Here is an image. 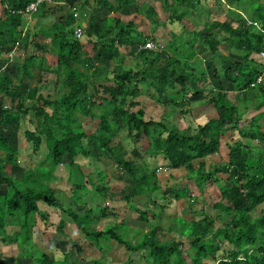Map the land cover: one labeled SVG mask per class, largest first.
I'll list each match as a JSON object with an SVG mask.
<instances>
[{
	"label": "trees",
	"instance_id": "1",
	"mask_svg": "<svg viewBox=\"0 0 264 264\" xmlns=\"http://www.w3.org/2000/svg\"><path fill=\"white\" fill-rule=\"evenodd\" d=\"M37 1L0 0V187L5 188L0 202V245L31 248L36 228L30 219L38 216L45 221L39 210L44 206L64 215L95 250L108 242L122 247L128 264H209L208 259L214 264H264V110L259 111L264 109V0H211L218 8L223 1V11L235 14L237 23L206 20L201 32L193 31L192 38L186 41L170 35L166 50H159L156 43H151L154 49L145 50L144 45L153 40L138 24L121 19L131 8L136 14L143 8L152 18L156 14L152 0H79L77 10L86 14L83 19L73 18V11L77 13L74 8L64 13V7L58 4L66 0L43 1L34 14L27 13V7ZM201 1L174 0L168 5L165 0L164 12L168 21L181 22ZM86 9H91L90 15ZM92 11L104 16L98 18ZM50 16L55 19L50 25H39ZM31 19L37 22L33 31L26 28ZM82 21L86 27L82 28ZM77 27L82 29L86 45L75 38ZM14 49L16 57L19 55L16 63H12L13 57H7ZM221 52L235 53L241 61L222 58ZM46 55L52 58L50 65ZM126 56L138 62L136 71L121 66L108 71V67L95 65L104 59L124 65ZM201 56L220 63V70H214L212 76L216 91H206L208 74ZM30 69L36 71V85L31 90L24 84V76H31ZM221 81L238 94L239 102L229 100ZM142 86L155 91L159 103H154L153 113L178 109L176 115L186 126L176 129L152 115L146 120L142 108L134 111L140 105L137 99ZM62 91L64 95L58 99L56 96ZM25 101L31 104L34 127L31 120L22 123L28 113ZM4 102L8 107L3 108ZM194 105L199 107L195 109ZM206 107L216 117L207 118L204 124L189 125L188 121L195 119L194 113ZM242 109L247 113L252 110L245 119ZM84 122H95L97 127L86 134ZM24 123L30 126L22 132L32 153L43 151L45 157L17 181L11 172L19 166V152L6 134H16ZM124 143L131 148L142 146V156L135 161L125 160L121 152ZM100 154L129 177L133 196L119 200L127 211L137 215V222L146 226L156 220L164 223L161 214L181 198L190 208L197 205L194 220L183 221L189 223V228L181 226L176 232L171 225L175 219L167 220L169 230L182 241H165L163 233L152 226L125 240L130 229L123 221L105 229L92 227L110 215L104 206L110 192L108 176L102 165L97 174H86L77 159L90 162L93 156L100 160ZM215 156V165L205 163ZM145 157L161 163L149 167ZM64 165L69 169L66 181L59 174ZM159 169L185 170L188 183L174 193H162L156 175ZM62 181L72 194L68 198L70 204H62L51 187ZM213 185L219 189L220 199L207 205L202 194ZM88 195L92 196V204L84 200ZM149 195L159 197L160 203L154 201V207L146 204L140 209L132 202L133 197L142 199ZM207 206L217 212V229L206 213ZM256 209L260 213L254 217ZM17 216L21 220L18 231L7 235L8 220ZM64 229V222L59 220L56 232L61 237L65 236ZM65 239L68 243L69 239ZM222 243L228 251L224 257L214 258ZM81 253V246L71 241L61 258L38 249L30 261L86 263Z\"/></svg>",
	"mask_w": 264,
	"mask_h": 264
},
{
	"label": "rangeland",
	"instance_id": "2",
	"mask_svg": "<svg viewBox=\"0 0 264 264\" xmlns=\"http://www.w3.org/2000/svg\"><path fill=\"white\" fill-rule=\"evenodd\" d=\"M168 5H170L174 0H167ZM222 5L216 7L211 0H203L200 2L199 6L193 11L190 12L187 16V19H184L181 22H174V21H168V15L164 12V9L166 8L165 5V0H152V5L156 11V14L153 15L151 18L146 12L143 11V8L138 12V14L135 13L133 8L126 10L125 15H121V19L124 22H131L134 23L135 25H139L144 33H146L152 40L153 42H150V45H144L145 50H152L154 49L153 44L156 43L155 45L158 47L159 50H166L167 46V41L170 40V35H176L180 37L183 40H187L192 38L190 35L193 31L195 32H201L202 30V25L206 20H214L218 22H225V23H231L235 24L237 23L235 21V14L232 12H229L227 10H224L225 7L223 5V1L221 2ZM66 4L63 9L64 13L70 12V9L74 8L76 9L75 11L78 12L77 8H79V0H66L64 2ZM222 7H224L222 9ZM185 8V7H184ZM183 8V9H184ZM94 9V8H92ZM182 9V8H181ZM87 10V9H86ZM91 10V9H89ZM87 10V15H90L91 11L89 12ZM183 11V10H182ZM98 18L103 17V14H100L97 11H92ZM106 17H113L111 14L108 15L106 14ZM0 16H1V8H0ZM60 16V15H59ZM58 16V17H59ZM153 19V22L151 21ZM54 16H50L48 18H45L40 21L39 25H50L54 21ZM37 23V22H36ZM36 23L34 19L30 20V23H28L27 27L29 31H33L36 27ZM155 23L158 25L156 27ZM38 25V24H37ZM164 34L169 35V37H166ZM165 36V37H164ZM179 41V40H178ZM87 42V39L83 36L80 40V43L86 45L85 43ZM153 43V44H151ZM169 44V43H168ZM155 51V50H154ZM222 58H225L231 62H240L241 59L235 53L230 54V53H222ZM17 53L13 56L14 60L12 63H16L17 60ZM41 56V54H38ZM205 58V62L202 63L203 69L206 70L207 72V78L208 80L204 83L206 86V91H216L217 89V83L212 81V76L214 70H220V63L216 59L211 60L210 57H202L201 59ZM46 61L49 62V65L52 62V58L49 55H46ZM105 60V59H104ZM100 60L95 63L96 66H103L102 68L108 67V71L112 70L114 66L128 68L136 71V66L138 65V62L133 61V59H129L126 56L124 65L120 64L118 61H104ZM201 61V60H200ZM31 76L28 77L27 75L24 76V84L27 85V87L31 90L32 88L35 87L36 85V71H33V69H30ZM222 82V81H221ZM223 83L222 89L226 90V92L230 96L231 90H229L228 86ZM16 83H14V86ZM203 85V84H202ZM201 85V86H202ZM200 86V85H199ZM142 90L140 91V97L137 99V102L140 104L138 105L137 108L134 109V111L138 110L139 108H142L144 110L145 114V119L147 120L150 115L152 117L155 116V119L157 120H164L166 123L170 124V127L176 128V129H182L184 128L185 123H182L180 117L176 115L178 113V109H164L163 114H160V111H154L155 109V102H158L157 96L155 94V91L150 88H144L142 86ZM63 94L60 93V95H57L56 97L59 99ZM54 99V98H53ZM230 100V99H229ZM260 100L257 99L258 103ZM254 104V103H253ZM8 103L4 102L2 106L3 108L8 107ZM30 102L25 101V107L28 109L27 116H24L22 118V123L25 121V119L31 120L32 124L31 126H35V120H34V114L33 111L30 109ZM250 106V105H249ZM199 106L194 105L193 108L197 109ZM201 109V108H199ZM264 109H261L259 111H263ZM173 111V114H172ZM243 119H245L248 115L246 110H243ZM208 113H211L208 114ZM201 115L203 116V119H198V116ZM205 115L207 117H205ZM160 116V117H159ZM214 118L216 117V114L213 113V110L209 107H206L202 111L195 112L193 115V118L195 119H190L189 125L193 126L194 122L195 123H206L207 118ZM211 118V119H212ZM87 120V119H85ZM84 120V121H85ZM21 123V122H20ZM82 126L84 128V131L86 134H89L93 132L97 124L95 122H84L82 123ZM27 127L30 128V126L27 124ZM25 123L22 125L20 124V131L17 132L16 134H6L9 135V140L10 144L15 147L18 152V161H19V166L16 169H13L11 172L12 177H14L17 181H20L19 179L21 178L22 174L24 171L27 170H33L35 167L39 166L45 157V152L41 151L37 154L32 153V147L30 143H27L24 140L23 136V130L27 128ZM121 138H123V134L120 135ZM117 141V140H116ZM119 143V142H118ZM121 152H122V157H124L125 160H130V161H135L136 159H139L140 156H142V152L144 148L142 146L139 147H132L129 146L128 144L124 143L121 146ZM21 155V156H20ZM99 157V156H98ZM148 157H145L147 159ZM91 161H85L84 158H78V163H80L81 166V171L85 172L86 174H92L95 175L100 171L99 166H103L105 168V172L108 176L107 182H108V187L110 189V192L106 195L105 200H104V206L108 209V212L110 215L106 219H100L98 222H94L93 228L94 229H105L109 227H113L114 223H118L120 221H123L126 223L128 228L130 229L128 232V236H125V240H130L134 234H140V233H145L149 229V227L155 228V231L157 232H162L163 233V240L165 241H182L180 238L177 237V234L171 232L169 228L171 227L169 222L167 220L169 219H175V221L171 224L172 228L178 230L181 226H186L189 228V223H183L184 220L190 221L194 220V214L193 211L194 209H197V205L193 206L192 208L188 207V203L184 198L179 199L177 202L173 203L172 206H167L166 211H164L161 214V219L163 220L164 223H161L156 220V222H153L152 224H146L137 222V215L131 211H127L125 208V203L121 202L119 199L123 196H133L132 189L129 187L130 185V180L129 177L126 176L124 173L120 172L114 165V162L107 158L104 154H100V160L95 159V157L90 158ZM99 162V163H98ZM148 166L149 167H156L158 163L160 164L161 161L158 160V162H152L150 159H147ZM218 162L217 156L214 157V159L207 160L205 163H209V165H215ZM82 163V165H81ZM208 165V164H207ZM159 166V165H158ZM66 165L61 167V171L59 174L63 178V181H66V178L68 176V171ZM157 176L158 179L160 180V183L162 184V193H174L176 189H181L185 184H187V172L185 170H177V171H166L159 169L157 170ZM66 172V173H65ZM59 182L57 184L51 185V187L55 190L56 196L59 199V201L63 204L64 203H69L68 198L71 197L72 194L69 193V187L65 182ZM5 192L4 187H0V202L2 203L1 197H3ZM161 193V192H160ZM202 198L205 200V203L207 205H211V203H214L219 201L220 199V194H219V189L215 188L214 185L210 187H206L204 190V193L202 194ZM92 196L88 195L84 200L86 202H91ZM132 202L134 205H136L140 209H144L145 205L149 207H154L152 205V202L159 201L161 200L159 197H154L152 196H146L145 198L138 199V198H132ZM119 200V201H118ZM165 203V202H164ZM70 204V203H69ZM81 204V203H80ZM163 204V203H162ZM168 204V203H166ZM72 205V204H71ZM82 205V204H81ZM71 207V206H66V208ZM208 209L206 208V213L207 215H210L211 218L213 219V227L214 229H217L218 222L215 221L216 219V214L213 209L210 208V206H207ZM71 209L76 210L78 209V206H72ZM40 213L42 214L43 217H45V221H42L38 216H34L30 219V223L35 225L36 231L32 232V245L30 248V245H26L24 249L20 250L18 249L15 245L14 247H10L8 249V252L10 254L5 253L3 248V245H0V264H12V260H14L13 264H31V257H33L34 254L37 253V250L39 249L41 252L47 254L48 256H53L54 258H61L62 254L65 252L66 249H68V246L70 245V242L77 243L79 246H81L82 253L81 257L83 259H86V263L82 264H91L92 261H97L98 264H128L127 263V254L125 250L122 247H119L116 243L114 242H108V243H102L99 250H95V247H93L92 243L88 240H86L83 235L74 227V225L62 214H60L57 211H54L52 209H47L44 206H40ZM196 212V211H195ZM259 211L256 209L254 212V217L256 215H259ZM164 215V216H163ZM165 217V218H164ZM62 220L65 224V231H64V237H61L57 232H56V226L58 224V221ZM29 221V219H28ZM162 222V221H161ZM10 223V224H9ZM220 224V223H219ZM21 225V220L17 216L16 218H10L8 220V227L6 228L7 230V235H12L14 232L18 231V226ZM222 226V224H220ZM181 227V228H182ZM177 232V231H176ZM69 239L68 243L67 240ZM49 243V246H48ZM64 244V246L62 245ZM8 245L4 246V248H8ZM221 251L215 253L213 256L214 258H221L224 257L223 254H225L228 249L226 244L222 243ZM208 261L207 263L209 264H214L212 259L206 260ZM139 264V263H135Z\"/></svg>",
	"mask_w": 264,
	"mask_h": 264
},
{
	"label": "built area",
	"instance_id": "3",
	"mask_svg": "<svg viewBox=\"0 0 264 264\" xmlns=\"http://www.w3.org/2000/svg\"><path fill=\"white\" fill-rule=\"evenodd\" d=\"M43 1H44V2H47V3H50L49 0H39V1H37L36 3H33V4L29 5V6L27 7V9H26V12H27V13H30V14H34V13L36 12L37 5H38L39 3H42ZM80 16H81V18L83 19V18L86 17V14H85V13H82V14L79 15L78 13L73 12V18H75V19H79ZM74 36H75L76 39H81V38L83 37L82 29L77 27V28L75 29V31H74ZM146 45H147V44H146ZM149 45H150V44H149ZM16 48H17V44H16L15 49H16ZM15 49L12 50V51L7 55L8 58H12V57L16 54V50H15Z\"/></svg>",
	"mask_w": 264,
	"mask_h": 264
},
{
	"label": "crops",
	"instance_id": "4",
	"mask_svg": "<svg viewBox=\"0 0 264 264\" xmlns=\"http://www.w3.org/2000/svg\"><path fill=\"white\" fill-rule=\"evenodd\" d=\"M58 5H61V6H63V7H66L65 5L66 4H64V2H62V3H59ZM74 12V11H73ZM77 13H79V11L77 12ZM84 13V12H83ZM79 14H82V13H79ZM81 25H82V27H86V23H84L83 21L81 22ZM231 94H230V96H231V98H229L230 100H232L233 102H235V101H238L239 102V100H238V98H239V96H238V94H236V92H230ZM238 96V97H237ZM228 97H229V95H228ZM250 111H252V110H248V114H249V112ZM257 113V112H256ZM251 115H253V112H251ZM198 119H203V116H201V115H199L198 116ZM18 155H19V153H18ZM21 156V155H20ZM19 162V161H18ZM256 211V210H255ZM6 246V245H5ZM16 246V245H15ZM15 246H13V245H8L7 247L8 248H4V246H3V248L2 249H4V251H5V253H7L8 252V249L10 248V247H14L15 248ZM17 247V246H16ZM11 252V251H10ZM10 252H8L9 254H10ZM8 253H7V255H8Z\"/></svg>",
	"mask_w": 264,
	"mask_h": 264
},
{
	"label": "clouds",
	"instance_id": "5",
	"mask_svg": "<svg viewBox=\"0 0 264 264\" xmlns=\"http://www.w3.org/2000/svg\"><path fill=\"white\" fill-rule=\"evenodd\" d=\"M83 28V27H82Z\"/></svg>",
	"mask_w": 264,
	"mask_h": 264
}]
</instances>
